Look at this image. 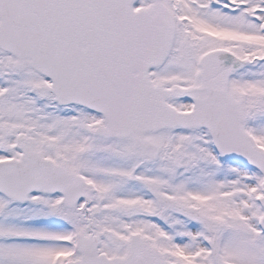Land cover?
Masks as SVG:
<instances>
[{
  "label": "snow or ice",
  "instance_id": "snow-or-ice-1",
  "mask_svg": "<svg viewBox=\"0 0 264 264\" xmlns=\"http://www.w3.org/2000/svg\"><path fill=\"white\" fill-rule=\"evenodd\" d=\"M0 264H264V0H0Z\"/></svg>",
  "mask_w": 264,
  "mask_h": 264
}]
</instances>
